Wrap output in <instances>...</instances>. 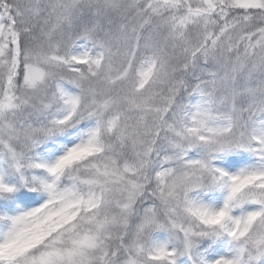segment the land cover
Returning <instances> with one entry per match:
<instances>
[{
  "label": "snow or ice",
  "instance_id": "1",
  "mask_svg": "<svg viewBox=\"0 0 264 264\" xmlns=\"http://www.w3.org/2000/svg\"><path fill=\"white\" fill-rule=\"evenodd\" d=\"M0 264H264V0H0Z\"/></svg>",
  "mask_w": 264,
  "mask_h": 264
}]
</instances>
